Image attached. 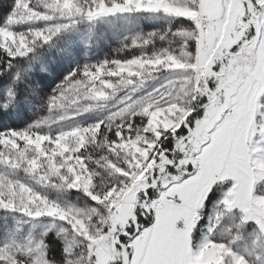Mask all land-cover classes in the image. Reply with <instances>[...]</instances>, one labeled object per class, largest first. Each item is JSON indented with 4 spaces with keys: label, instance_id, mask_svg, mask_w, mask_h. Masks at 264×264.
Returning <instances> with one entry per match:
<instances>
[{
    "label": "snow or ice",
    "instance_id": "obj_1",
    "mask_svg": "<svg viewBox=\"0 0 264 264\" xmlns=\"http://www.w3.org/2000/svg\"><path fill=\"white\" fill-rule=\"evenodd\" d=\"M0 115V264H264V0H7Z\"/></svg>",
    "mask_w": 264,
    "mask_h": 264
},
{
    "label": "rangeland",
    "instance_id": "obj_2",
    "mask_svg": "<svg viewBox=\"0 0 264 264\" xmlns=\"http://www.w3.org/2000/svg\"><path fill=\"white\" fill-rule=\"evenodd\" d=\"M6 2H7V0H0V4H4ZM153 26L154 25H152L148 22H145L143 24V27L145 30H149ZM100 54L101 55H104V54L111 55V52L107 47H105V48H103V50L101 51ZM25 118L26 117L23 115H21L20 117H8V116L0 115V128L5 127V126H9V125L19 126Z\"/></svg>",
    "mask_w": 264,
    "mask_h": 264
}]
</instances>
